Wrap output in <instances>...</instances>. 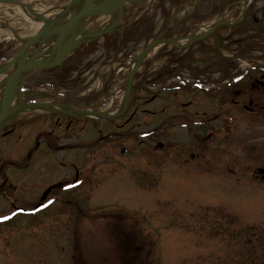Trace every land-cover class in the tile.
<instances>
[{
  "label": "rangeland",
  "instance_id": "374dc122",
  "mask_svg": "<svg viewBox=\"0 0 264 264\" xmlns=\"http://www.w3.org/2000/svg\"><path fill=\"white\" fill-rule=\"evenodd\" d=\"M18 1L28 4L38 13L45 12L50 5L63 6L65 3L64 0ZM135 1L126 4L124 19L117 24V30L107 35L112 41L116 37L122 39V42H117L122 47L131 44L126 39L131 37L129 35L132 34L131 28L134 25L132 23H136L144 16H138L143 10L148 12L145 16L153 14L152 23L150 19L153 26L149 24L147 28L152 30L153 37L144 42L143 47L146 48L151 45L149 41L154 38L165 39V42L173 44L174 39L193 34L201 24L219 18L213 17L197 27L195 24H189L192 31L185 36L168 37L162 32L168 28L165 22L161 24L162 11L156 13L154 3L150 2L154 0ZM256 4L255 15L258 17L261 13L264 14V0H257ZM21 7L10 3L4 9L2 17L8 23L22 28L24 34H28L35 29V26L33 28L30 26L34 21L32 14L27 12L24 14ZM243 7L242 3L224 12L228 19L235 20L240 17ZM169 10L175 14V11ZM183 15V12L177 13L179 18ZM229 29H221L217 35L221 46L220 52L224 56L232 57L236 51V44L228 43L224 38ZM5 38V42L0 43V56L14 53L17 48V43L13 44L15 38L20 40L19 37H13L0 29V41ZM210 39L212 40L206 43L207 46L214 41L213 38ZM103 40L104 38L99 42L95 41L99 47L95 54L89 57L93 60L91 63L96 64L91 72L84 74L82 82L79 83L77 97L85 94L88 89H100L102 80L97 78V72L101 74L105 72L103 76L106 77L108 69L121 67L116 63L121 58L119 55L121 51L117 53L114 49L106 51L101 45ZM172 44L166 43L163 46L178 52ZM10 45L13 48L8 50L7 47ZM85 45L80 44L78 50L82 51ZM132 47L133 44L126 47V54L129 52V55L122 57V76L128 75L131 70L130 60L143 48L130 53L134 51ZM196 47L194 50L190 49L195 58L191 61L188 71L190 74H204L209 78L218 77L220 74L223 76L221 78L225 79L226 76L238 73L250 64L246 59L237 65L227 67L220 61L218 53L213 48L201 50L202 46ZM158 50L153 57L142 62L136 74L135 99H139L138 101L141 99V105L148 108L152 106L151 101L148 103L143 101L150 99V93L157 88V84L149 83L150 76L148 80L144 79L166 60V57H157ZM258 50L255 48V55L258 54ZM110 58H113L114 62ZM71 59L68 61L71 62ZM75 60L77 58L72 62ZM107 63L109 65L105 67L104 64ZM188 72L185 71L187 77ZM28 78L26 86H35L34 79ZM125 84L124 77L110 83L114 95L100 104L102 110L109 112L120 105L124 93L122 98L119 93ZM209 85L206 87L207 90L210 89ZM82 86H86L84 90H80ZM36 89L45 93L46 90H51L49 85L36 86ZM65 89L60 87L58 91ZM212 90L214 88L210 91ZM51 98L53 97H49L48 100ZM213 101V98L204 97L201 102L203 110L213 107ZM127 110L126 114L130 107ZM226 112L235 118L240 139L246 138L248 121L246 111L235 108ZM99 122L100 128L104 127L105 132H110L109 122L102 120ZM148 126L147 123L141 127L131 124L122 130L121 137L110 140L115 152H110L109 149L107 152L106 149H96L94 159L87 156L89 151L82 149L76 154L63 151L61 156L56 158V165L59 167L57 181L61 178L65 181L69 175L74 176L78 171L80 175H85L84 182L77 190L76 201L79 205L72 208L63 202L62 209L42 212L36 221L19 216L20 219L15 220L12 225L0 229V264H264V181L254 180L252 174L253 171L256 173L258 165H264V150L260 148L255 151V157L250 158L246 141L234 142L223 145L222 157L219 159L212 154L199 164L191 162L190 165L183 166V162L171 156L165 165L155 169L150 164L151 130ZM178 131L184 132L180 129ZM86 133L79 132L80 142ZM91 136L99 137L97 131L91 132ZM121 147L127 149L125 154L121 153ZM190 152L197 153L193 149H190ZM108 153L113 154L109 160L106 158ZM76 155L78 162L74 163L75 167H67L70 159ZM60 161L64 163L62 167L59 165ZM16 172L22 176V170ZM47 173L56 176L53 168ZM46 182H50L49 178ZM42 188H33L29 193L18 192L21 196L20 201L25 200L24 195L31 201L35 197L36 200L39 199ZM62 197L65 201L67 194L63 193ZM32 203L34 202H30L26 208H32Z\"/></svg>",
  "mask_w": 264,
  "mask_h": 264
},
{
  "label": "flooded vegetation",
  "instance_id": "af4514ba",
  "mask_svg": "<svg viewBox=\"0 0 264 264\" xmlns=\"http://www.w3.org/2000/svg\"><path fill=\"white\" fill-rule=\"evenodd\" d=\"M169 1L171 0H168V5H165L170 16L165 26L169 29L162 31L168 37L185 36L192 31L189 24H195L197 27L208 20L200 22L187 20V17L194 13L200 0H186L183 3V5L188 3L186 7L182 5L172 8ZM241 1L232 0L217 15L221 16L224 13L226 16L224 10L242 5ZM190 3L193 5L191 6ZM256 3L257 0H253L248 8L243 7L238 19L215 30L217 34L223 28H230L224 38L228 43L236 44V51L232 57H229V60L233 65H237L238 62H242L241 60L247 59L250 62L248 67L241 71L236 69L238 73L226 76L225 79H222L223 76L220 74L215 78H209L204 74H190L188 71H190L191 61L195 59L190 49L194 50L197 45L199 48L202 46L201 50L211 49L215 39L213 38L214 41L210 46L206 43L212 40L210 39L212 37L202 38L185 50L178 51L180 48L175 47L178 52L163 46L158 50L157 57H166L165 62L146 75L144 79L146 81L150 76V81L157 84V88L150 93V99L143 101L144 103L151 101L152 106L149 108L142 106L141 99L140 101L135 99L137 95L135 94L128 114L126 110L114 119L105 120L111 124L110 132H105L104 127L100 128L98 119H81L68 107L60 105H70V107H79V109L90 105L92 111H98L100 104L109 99L112 94L114 95L110 89V83L115 79H122V57L126 53V47L132 44L126 47L119 44L118 51H121L119 53L121 58L116 63L121 67L108 69L106 77L103 76L105 72L102 74L97 72V78L102 80L100 89H88L79 97H77L79 83L82 82L84 74L91 72L96 64L91 63L93 60L89 57L95 52L71 64H67L68 58L59 67L39 74L34 79L35 86H26L24 90L27 92L25 104L32 105L46 101L51 104V108L43 111L28 110L22 117L11 120L0 130V229L12 225L15 220L20 219L19 216L36 221L35 219L42 212L62 209L63 202L68 203L72 208L77 207L79 205L76 201L77 183L81 173L76 171L74 176L69 175L65 181L62 178L57 181L59 167L56 165V158L60 157L63 151L76 154L79 149L89 151L87 156L92 159L95 158L96 149H106V152L109 149L110 152H115L110 140L121 137L122 130L131 124L138 127L149 124L148 128L151 130L150 164L155 169L165 165L171 156L183 162V166L190 165L191 162L199 164V162L206 161L208 155L211 157L212 154L219 159L222 157L223 145L234 142L246 141L250 158L255 157V151L260 148L264 150V14L261 13L258 17L255 15ZM159 4L160 0H156L154 9L156 13L162 11ZM169 9L175 11V14H172ZM179 12L184 13L182 18L177 16ZM163 13L165 12L162 11L160 15L163 17L162 25L165 22ZM105 43L104 39L101 45L106 50ZM89 45L85 47L89 49ZM143 45L144 42H141L135 48H142ZM255 48L259 49L257 55L254 54ZM110 59L114 62L113 58ZM104 65L106 67L109 63ZM123 66L127 65L123 64ZM185 71L188 72L189 77L186 76ZM208 84H210V89L207 90ZM44 85H49L51 90H46L45 93L36 89V86ZM60 87L66 89L58 91ZM85 87L82 86L80 90H84ZM212 88L214 90L211 92ZM49 97L53 98L48 100ZM204 97L213 98V107L203 110L201 102ZM235 108L244 109L248 115L247 135L243 139H240L238 135L239 128L236 129L235 118L227 115L226 112L228 109L234 110ZM146 119H150L149 123ZM177 129L184 132H179ZM93 131H97L99 137L91 136ZM79 132H87L81 142ZM122 149L126 148L121 147V153ZM190 149L197 153L190 152ZM112 155L108 153L106 158L109 160ZM70 160L66 166L74 168V163L78 162L77 155ZM59 165L62 167L64 163L60 161ZM263 166L258 165L256 173L252 170L254 180L264 181ZM52 168L56 176L47 173L51 172ZM18 170L23 171L22 176L16 172ZM47 178L51 183L46 182ZM36 187H43L39 199L36 200L35 197L31 201L24 195L25 200L20 201L21 196L18 192L29 193ZM63 190L67 194L65 201L62 197ZM30 202H34L32 208H26Z\"/></svg>",
  "mask_w": 264,
  "mask_h": 264
},
{
  "label": "water",
  "instance_id": "95a60500",
  "mask_svg": "<svg viewBox=\"0 0 264 264\" xmlns=\"http://www.w3.org/2000/svg\"><path fill=\"white\" fill-rule=\"evenodd\" d=\"M6 2H10L24 8L30 9L32 8L28 4H24L19 2L18 0H2ZM80 1V0H79ZM136 2L135 0H103L100 3H95L94 0H85L79 9L72 11L70 17L63 23L58 24H51L53 18H45L44 16L40 17V21L44 22L45 25L42 27L41 31L37 33L35 37H32L28 42H22V46L20 47L19 51L11 57L9 60L4 62L0 65V74L3 73L8 67L13 66L16 64V67L8 74L6 78H4L0 83L1 88V95H2V104L0 109V130L9 122L11 121L16 115L23 111V109L28 107H38V108H49V106L45 103L35 104V105H26L22 101V95L24 94L21 92L22 85L27 76L32 75V72L36 71L34 74H37L42 69H50L61 65L64 60L70 55L76 48L80 46L82 43H88L94 39H97L104 34L110 33L111 31L117 30V24L120 23L122 20L124 13L126 10L124 9L127 3ZM117 13L116 18L114 21L108 25L107 27L101 29L100 31H96L91 34L90 38L86 41L83 40H75L76 30L80 23L84 20H92L98 18L100 16L106 14ZM30 14L34 16V11ZM60 22V21H59ZM218 24H221L220 22ZM56 25V26H54ZM214 31V28L211 32ZM45 34H53L57 35V45L55 46L56 53L53 58L50 59H43V60H34L35 54L39 51V42L35 39L41 37ZM202 37L198 38L201 39ZM198 40L194 38V40ZM36 45L37 50L35 52L30 53L31 60H27V53H25L26 48L28 45ZM152 48V44L148 46L145 50H143L137 58V64L135 68L130 72L129 79L127 81V86L125 89V102L128 105L129 96L132 91V85L134 81L135 72L142 62L145 54ZM27 72V73H25ZM21 73H25L22 81L19 82L18 76ZM16 90L19 93L20 101L19 104L12 108L11 101L16 96ZM80 114H88L92 113L88 110H78ZM100 117H113V115H109L106 113L99 112L97 113Z\"/></svg>",
  "mask_w": 264,
  "mask_h": 264
},
{
  "label": "bare ground",
  "instance_id": "6f19581e",
  "mask_svg": "<svg viewBox=\"0 0 264 264\" xmlns=\"http://www.w3.org/2000/svg\"><path fill=\"white\" fill-rule=\"evenodd\" d=\"M85 0H70L69 2L66 1L64 3L63 6H56V5H50L45 12L42 13H38V12H34V16L32 15V20L34 21L33 23H31V27L33 28L35 26V29L33 32H30L28 34H24L22 32V28L16 27L15 24H10L8 23V21L2 17V13L4 11V9H6L8 7V5L10 4V2H6V1H2L0 0V29L3 31H6L7 33H9L11 36L13 37H19L20 40L22 42H28L32 37H35L37 35V33L39 31H41L42 28L45 23L40 21V17L44 16L45 18H53L51 19L52 22L51 24H58V23H63L65 22L71 15L72 11H75L76 9H79L81 7V5L83 4ZM95 3H100L103 0H94ZM252 0H244L243 1V6L244 8H248V5L251 3ZM16 5V4H15ZM19 6V5H18ZM25 14V12L27 13H31L33 11L30 12V9L21 7ZM117 13H110V14H106L103 16H100L98 18L92 19V20H84L80 23V25L78 26L77 30H76V36H75V40L79 39V40H83L86 41L90 38L91 34L96 32V31H100L101 29L107 27L108 25H110L114 19L116 18ZM228 19L227 15L224 18V23L227 22H231L232 20ZM35 21H38L35 23ZM60 21V22H59ZM58 22V23H57ZM217 24V20H213L207 23H203L201 24L196 32H194L193 34H190L189 36L186 37H181V38H177L173 40V44L170 42H165L162 39L159 38H154L150 41V43L152 44V49L149 50L144 58L148 59L154 56L155 52L164 44L169 43L174 45L175 47H179L181 48L183 45L189 43L190 41H194V38H200L202 36L208 35L210 33V30ZM29 26V25H28ZM56 26V25H54ZM208 32V33H207ZM57 35H53V34H45L41 37H38L35 39L37 42H39V51L35 54V58L34 60H43V59H50L53 58L55 53H56V49L55 46L57 45ZM196 40V39H195ZM37 44L31 46L28 45L26 48L25 53L30 54L35 52V50H37ZM141 53V52H140ZM229 57V56H227ZM33 58V57H32ZM31 55H28L27 60H31ZM137 63V58H133L130 60V66L133 69L134 66ZM16 67V64L13 66L8 67L3 73L0 74V83L1 81L6 78L8 76V74ZM27 73V72H25ZM25 73H21L18 76V80L19 82L22 81ZM124 92L120 91V95L122 98V94ZM20 101V96L18 91L16 90V96H14V98L11 101V107L14 108L19 104ZM1 104H2V95H1V88H0V109H1ZM125 104L124 98L122 99V106Z\"/></svg>",
  "mask_w": 264,
  "mask_h": 264
},
{
  "label": "trees",
  "instance_id": "16d2710c",
  "mask_svg": "<svg viewBox=\"0 0 264 264\" xmlns=\"http://www.w3.org/2000/svg\"><path fill=\"white\" fill-rule=\"evenodd\" d=\"M168 0H161L160 4H159V8H161L162 11L165 12L164 15V21L165 23H168V20L170 19L168 11L166 10V2ZM186 0H171L169 1L170 7H180L183 5V3ZM232 0H200L198 2V4L195 7V11L193 14H191L190 16L187 17V20H194V22H200V21H204L207 19H210L211 17L221 13L223 11V9L231 2ZM254 8V6H253ZM151 15H144L142 18H140L136 23H132V34L129 35L131 36L130 38H127L126 40H129V42L131 44H133V47H137L139 43L141 42H146L148 41V39H151L153 37V35L151 36L152 30L150 31L149 29H147L149 27V24L152 23V19ZM150 19H151V23H150ZM152 25V24H151ZM153 26V25H152ZM137 30V32L135 33V31ZM111 38L108 36H105V48L106 50L110 51V50H115L117 51L119 48V45L117 44V42H122V39H118L116 37V39L113 38V41L110 40ZM108 44H110L112 47H110ZM89 49H87L86 47H84L82 49V51H76L71 57V62L73 61V59L77 58V59H83L85 57L88 56V54L93 53L96 51L97 49V44L91 43L89 45ZM244 53V51L242 52ZM79 57V58H78ZM221 62L224 63V65H227V67H231L233 64L230 62V60L224 59L222 57H219ZM69 60V59H68ZM70 61H67V64H71Z\"/></svg>",
  "mask_w": 264,
  "mask_h": 264
}]
</instances>
